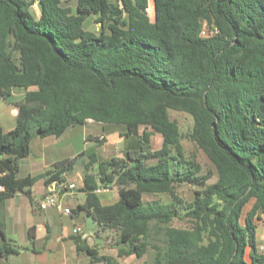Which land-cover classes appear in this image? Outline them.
Instances as JSON below:
<instances>
[{
    "label": "trees",
    "instance_id": "obj_1",
    "mask_svg": "<svg viewBox=\"0 0 264 264\" xmlns=\"http://www.w3.org/2000/svg\"><path fill=\"white\" fill-rule=\"evenodd\" d=\"M34 1L0 0V97L24 90L16 125L0 128V204L30 194L39 177L62 183L73 169L75 158H64L40 176L19 177L33 137L59 136L87 119L116 124L138 147L103 161L94 155L79 188L85 202L73 211L114 230L119 255L151 249L152 264H264L256 238L264 213V0H153L154 20L149 0H75L74 10L38 0V18ZM87 15L96 31L84 27ZM204 21L217 32L201 36ZM170 110L192 117L189 137L208 171L186 156ZM152 133L162 138L154 150ZM88 171L117 187L114 203L100 201ZM182 184L194 187L189 200L175 191ZM144 194L170 199L145 202ZM175 217L189 225L173 226ZM17 252L0 245L3 256Z\"/></svg>",
    "mask_w": 264,
    "mask_h": 264
},
{
    "label": "crops",
    "instance_id": "obj_2",
    "mask_svg": "<svg viewBox=\"0 0 264 264\" xmlns=\"http://www.w3.org/2000/svg\"><path fill=\"white\" fill-rule=\"evenodd\" d=\"M63 1L67 4L72 2L71 0ZM30 11L35 18L40 16L41 11L38 0L32 3ZM23 96V89L14 88L12 89V95L8 99L0 97V128L3 131H8L16 125L17 114L13 110L17 109L15 102L21 100ZM95 122L92 119H87L85 123L93 125ZM96 123L102 125L101 131L96 127L84 131L86 136L85 142L92 143L97 147L101 146L103 151L102 153H98L94 148H91L81 153V163L84 168L81 177L82 184L86 173L85 164L94 155L98 161H103L109 158L107 154L115 152L117 155H119L118 153L123 155L126 150L136 148L135 140H131L133 136L126 137L123 135L124 128L122 126ZM74 127V125L69 126L61 135L54 137L58 139L61 136L70 135L74 131ZM49 136L52 135L33 137L30 141V149L32 148L31 144L34 138L45 139ZM54 142L56 143V140ZM46 147V144L41 145L40 149L42 158L44 159L43 170L45 168L48 169L54 162L62 160L59 158V152L47 150ZM32 153L33 151L24 158L29 157ZM76 157L74 156L73 158L76 159ZM20 167L21 165L18 163L19 177L27 175L40 176L42 174V171H39L37 175L31 173L20 174ZM94 171L88 172L92 173L93 181L98 183L101 177L94 174ZM64 177L65 181L62 183L75 184L77 187L76 183L69 179L68 174H65ZM37 180L40 184L39 190H33L32 186L30 194L16 192L0 204V245L3 247L4 244L9 243L18 250L17 253L7 256L0 254V264H152V260L149 261L144 257L145 255L142 257H137L135 254L119 255L120 245L117 244V241L115 245H108L109 239L105 238L104 244L98 245V243L90 242L89 238L82 237L85 233L82 232L79 224L82 221L86 223L85 216L88 215L84 211L77 213L73 211L77 205L83 204L86 199V194L79 191L80 187H77L78 190H75V187L73 190L66 191L61 189V183L57 181L45 183V178L43 177H39ZM80 193L84 194V196L81 197ZM48 194H53L56 197L61 209L57 207L40 208L39 203ZM64 208H69L71 213L65 214L62 211ZM263 215L264 213L261 214V219L258 220L260 224L257 222L256 238L258 248L261 247L260 242H264V225L261 223L264 219ZM96 224L94 220L93 226ZM98 225L101 226L100 224ZM30 228H33L32 235L29 233ZM74 228H79V231L75 233L73 231ZM1 231L4 232L5 237H2ZM93 249L97 250V259L89 252V250L92 251ZM102 257H106V259Z\"/></svg>",
    "mask_w": 264,
    "mask_h": 264
},
{
    "label": "rangeland",
    "instance_id": "obj_3",
    "mask_svg": "<svg viewBox=\"0 0 264 264\" xmlns=\"http://www.w3.org/2000/svg\"><path fill=\"white\" fill-rule=\"evenodd\" d=\"M71 1L72 2L69 3V5L74 10L75 1L74 0ZM148 15L150 16L151 20H154L155 11H154L153 0H149ZM83 25L87 30L90 31H96L98 28V24L95 23L93 15H87L84 18ZM169 114H170V118L172 120H175L180 128V132L182 134L181 144L183 146V150L186 156L195 158L199 163H201L205 171L211 169L209 160L189 137V134L193 126L192 117L185 112L176 111V110H170ZM74 126H75L74 131H72L70 135L61 136L58 139H56L54 135L49 136L45 139L39 137L34 138L31 144L32 150L30 149V152L33 151V153L30 154L29 157L19 159L18 161V163H20L21 165L20 174L31 173L33 175H37L39 171H42V173H44L46 170L52 167L51 164V166L48 169L45 168V170H43L44 168L42 165L44 159L42 158L40 149H41V145L46 144L47 150H56V153L59 152L58 154L60 155L59 156L60 159H63L64 157L73 158L74 156H77L74 162L73 169L69 171L67 174L69 175V179L72 180L74 183H76L77 187H81L82 185L81 177L84 170L83 165L81 163V158H82L81 153L86 149L90 150L91 148H94L96 151H98V153H102L103 151V148L101 146L97 147L92 143L85 142L86 136L84 134L85 133L84 131L94 127H96L97 129H99V131H101L102 125L95 122L93 123V125H90L89 123H84ZM55 140L56 143L54 142ZM131 140H135L136 142L135 146L137 148L138 147L137 138L133 136ZM161 143H162L161 136L157 133H152L150 138L151 149L154 150L160 148ZM118 154L119 155H117V153L114 152L107 155L109 158L110 157L119 158L122 156V154L120 153ZM47 159H49V157H47ZM37 181L38 180H36L35 183L33 184V190H39L40 184ZM77 187L75 188V190H78ZM193 190L194 187L191 186L190 184H182L181 186H177L175 191L180 198L189 200L192 196ZM80 196L83 197L84 194L80 193ZM98 197L103 204L114 203L118 198L117 187L115 186L113 191L111 192L99 193ZM143 199L145 202H151V201L165 202L168 201L170 198L166 194H144ZM249 206L250 204L246 206L245 210L248 209ZM257 222L258 224H260L258 220ZM261 223H263L264 225V219L263 222L261 221ZM171 224L176 227H186L189 225L186 219L180 217H175V219L171 222ZM79 226L80 228H82V232L85 233V235H83L82 237L89 238V240H91L90 242H95L98 243V245H102L104 244L105 238H107L109 239V241L107 242L108 245L116 244L118 237L114 230H111L109 228H103V226H99L98 224L89 228L87 227L86 223H83V221L81 222V224H79ZM92 233H94V235H92ZM260 245H261V247H259L260 251H264V242H260ZM144 257H146L149 261L153 260V251L151 249L148 250Z\"/></svg>",
    "mask_w": 264,
    "mask_h": 264
},
{
    "label": "built area",
    "instance_id": "obj_4",
    "mask_svg": "<svg viewBox=\"0 0 264 264\" xmlns=\"http://www.w3.org/2000/svg\"><path fill=\"white\" fill-rule=\"evenodd\" d=\"M217 32L216 27L214 26H208L207 22L204 21L202 23L201 29H200V35L203 37H207L209 35H212ZM61 189L63 190H73L76 186L75 184H65L61 183L60 184ZM115 185L113 183L110 184H104V183H99V185L95 189V193H107L113 190ZM3 187L0 185V190H2ZM40 208L45 209L47 207H57L60 208V204L57 201L56 197L53 194H48L44 197V199L39 203ZM65 214L71 213V210L69 208H64L62 210ZM75 233L79 231V228H74L73 230Z\"/></svg>",
    "mask_w": 264,
    "mask_h": 264
},
{
    "label": "water",
    "instance_id": "obj_5",
    "mask_svg": "<svg viewBox=\"0 0 264 264\" xmlns=\"http://www.w3.org/2000/svg\"><path fill=\"white\" fill-rule=\"evenodd\" d=\"M13 111H14L15 114L18 113V109H16V108H15ZM99 182H100V183H104V179H103V178L100 179ZM85 220H86V225H87L88 227H92V226H93V224H94V220H93L90 216H85Z\"/></svg>",
    "mask_w": 264,
    "mask_h": 264
}]
</instances>
